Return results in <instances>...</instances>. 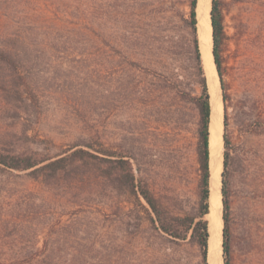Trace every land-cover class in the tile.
<instances>
[{
  "label": "trees",
  "instance_id": "1",
  "mask_svg": "<svg viewBox=\"0 0 264 264\" xmlns=\"http://www.w3.org/2000/svg\"><path fill=\"white\" fill-rule=\"evenodd\" d=\"M196 5L197 0L190 1L185 23L190 36V76L199 86V93L185 94V99L198 116L197 202L193 212L178 215L164 208L142 181L135 184L131 164L125 159L128 151L105 147L91 94L70 87L65 95L71 99H65L58 91L61 83L66 85L71 79L72 65L85 64L90 55L101 57L102 46L119 52L114 32L106 30L112 12L109 4L102 11L98 5L90 14L86 0H0V110L16 128L12 136L28 139V132L40 130L46 118L58 114L54 110L68 108L72 115L64 114L63 122L77 134L76 142L54 156L27 149H0V174L15 172L13 176L34 185L24 187L17 196L9 194L7 202L0 204V264H105L106 257L109 264H136L124 239L109 237L104 228V206L115 214L112 223H122L126 216L120 203L112 199L103 203L106 179L112 191L123 188L134 197L159 237L196 247L200 264H208L211 106L198 45ZM209 15L212 56L223 104L222 260L223 264H232V155L227 133L230 98L225 82L226 34L221 0H211ZM144 60L143 52L129 45L121 54V62L130 67ZM127 86L123 85V91ZM257 124L251 132L264 134V123ZM140 224L137 221V227Z\"/></svg>",
  "mask_w": 264,
  "mask_h": 264
},
{
  "label": "rangeland",
  "instance_id": "2",
  "mask_svg": "<svg viewBox=\"0 0 264 264\" xmlns=\"http://www.w3.org/2000/svg\"><path fill=\"white\" fill-rule=\"evenodd\" d=\"M86 1H89L90 14L98 5L102 11L105 4H109L112 12L106 30L114 32L119 52L102 46L101 57L90 55L85 64L72 65L71 79L57 89L63 94L60 97L71 99L65 95L70 87L88 91L95 102L93 113L99 120L105 147L116 152H129L125 159L131 164L135 184L142 181L158 202L174 214L193 212L197 202L195 145L198 116L195 107L186 101L185 94L197 95L199 86L190 76L188 62L190 36L185 21L189 19L191 0ZM221 2L226 34L223 46L225 82L230 98L227 133L232 155V264H264V134L251 132L258 122L264 123V0ZM210 8L211 0L208 12ZM201 32L197 23L201 63L209 92L202 61ZM126 45L139 48L144 62L137 67L121 62ZM216 78L218 80L217 75ZM126 83L127 91H123ZM217 83L222 136V92L219 81ZM54 111L58 114L46 118L40 130L28 132L29 138L24 139L12 136L11 132L16 128L0 110V149H27L54 156L72 145L77 141V134L63 122L64 114L72 115L69 113L72 110ZM222 154L221 139L215 163L219 172V200ZM13 175L0 174V204L7 202L9 194L17 196L24 187L34 186ZM108 185L106 179L102 189L103 203L110 199L120 203L126 216L122 223H112L115 214L104 206V228L109 237L124 239L136 264H200L196 247L159 237L134 197L123 188L112 191ZM209 215L210 212L206 216L208 231ZM137 221L141 222L138 227ZM222 228L223 223L221 231ZM221 256L220 253V264H223ZM207 262L209 264V260ZM105 264H109L108 257Z\"/></svg>",
  "mask_w": 264,
  "mask_h": 264
},
{
  "label": "bare ground",
  "instance_id": "3",
  "mask_svg": "<svg viewBox=\"0 0 264 264\" xmlns=\"http://www.w3.org/2000/svg\"><path fill=\"white\" fill-rule=\"evenodd\" d=\"M209 0H198L197 18L198 25L203 34L201 53L202 61L208 77L209 93H210V124H209V151H210V228L208 240L209 264H220L221 253V227L220 218L221 203L218 198L219 194V172L217 170V158L221 149V136L219 131V108L218 98V80L211 56V26L209 18ZM219 104V105H218ZM221 121V120H220ZM220 161H218L219 163ZM217 198H216V196ZM209 227V226H208Z\"/></svg>",
  "mask_w": 264,
  "mask_h": 264
},
{
  "label": "water",
  "instance_id": "4",
  "mask_svg": "<svg viewBox=\"0 0 264 264\" xmlns=\"http://www.w3.org/2000/svg\"><path fill=\"white\" fill-rule=\"evenodd\" d=\"M197 6V5H196ZM196 17H197V13H196ZM209 17H210V15H209ZM197 23H198V18H197ZM211 26V25H210ZM211 56H212V35H211ZM212 60H213V56H212ZM214 63V62H213ZM215 66V65H214ZM216 70V69H215ZM216 75H217V73H216ZM218 77V76H217ZM218 81H219V79H218ZM221 139H222V136H221ZM222 145H223V142H222ZM220 184H221V182H220ZM220 197H221V194H220ZM221 200V199H220ZM221 207H222V204H221ZM209 211H210V209H209ZM221 221H222V218H221ZM221 241H222V231H221ZM221 249H222V243H221ZM221 254H222V250H221ZM221 258H222V256H221ZM209 260V253H208V250H207V261ZM222 262H223V260H222Z\"/></svg>",
  "mask_w": 264,
  "mask_h": 264
}]
</instances>
